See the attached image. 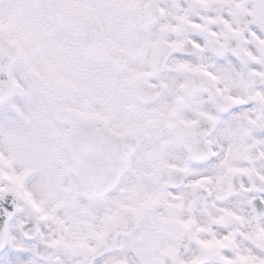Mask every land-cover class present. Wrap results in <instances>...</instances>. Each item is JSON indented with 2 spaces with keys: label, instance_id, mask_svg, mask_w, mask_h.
Masks as SVG:
<instances>
[{
  "label": "clouds",
  "instance_id": "1",
  "mask_svg": "<svg viewBox=\"0 0 264 264\" xmlns=\"http://www.w3.org/2000/svg\"><path fill=\"white\" fill-rule=\"evenodd\" d=\"M0 264H264V0H0Z\"/></svg>",
  "mask_w": 264,
  "mask_h": 264
}]
</instances>
